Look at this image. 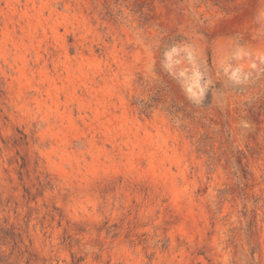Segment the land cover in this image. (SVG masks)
<instances>
[{
	"label": "rangeland",
	"instance_id": "1",
	"mask_svg": "<svg viewBox=\"0 0 264 264\" xmlns=\"http://www.w3.org/2000/svg\"><path fill=\"white\" fill-rule=\"evenodd\" d=\"M0 264H264V0H0Z\"/></svg>",
	"mask_w": 264,
	"mask_h": 264
}]
</instances>
